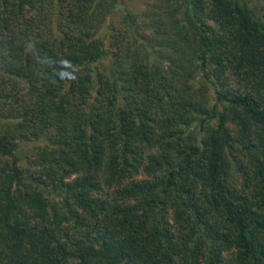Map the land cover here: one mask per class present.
Instances as JSON below:
<instances>
[{
  "label": "trees",
  "instance_id": "trees-1",
  "mask_svg": "<svg viewBox=\"0 0 264 264\" xmlns=\"http://www.w3.org/2000/svg\"><path fill=\"white\" fill-rule=\"evenodd\" d=\"M0 0V264H264V0Z\"/></svg>",
  "mask_w": 264,
  "mask_h": 264
},
{
  "label": "rangeland",
  "instance_id": "rangeland-1",
  "mask_svg": "<svg viewBox=\"0 0 264 264\" xmlns=\"http://www.w3.org/2000/svg\"><path fill=\"white\" fill-rule=\"evenodd\" d=\"M145 1H146V0H135V1L133 2V5L135 6V8H136L137 10H139V9L142 8L143 3H144Z\"/></svg>",
  "mask_w": 264,
  "mask_h": 264
}]
</instances>
